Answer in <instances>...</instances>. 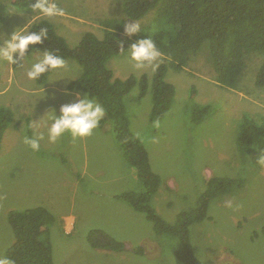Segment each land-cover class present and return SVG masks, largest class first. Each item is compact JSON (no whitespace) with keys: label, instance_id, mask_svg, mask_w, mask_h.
<instances>
[{"label":"rangeland","instance_id":"rangeland-1","mask_svg":"<svg viewBox=\"0 0 264 264\" xmlns=\"http://www.w3.org/2000/svg\"><path fill=\"white\" fill-rule=\"evenodd\" d=\"M0 1L7 6V14L0 21L4 38L31 17V22L41 18L28 10L8 14L18 8L11 0ZM57 3L65 14L45 19L54 23L69 46L85 32L103 37L105 29L98 20L105 17H123L128 23L136 21L140 25L151 18V13L141 19L128 18L117 0ZM207 54L202 49L182 70H166L164 78L174 86L173 101L156 121L149 120L150 84L142 96L137 85L132 87L123 98L130 129L142 141L151 168L160 177L151 204L168 222L195 205L210 177L242 179L239 188L210 200L207 218L190 225L195 258L204 264H264V165L258 164L253 155L242 156L235 143L244 115L256 121L264 119V85L254 84L260 57L250 58L236 88L225 89L216 83ZM36 57V51H30L15 69L0 60V107L13 111L0 142V254L4 255L14 241L8 211L42 205L54 215L48 233L55 264L190 263V251L178 257L177 238L155 233L143 213L115 198L123 191H143L144 186L123 160L108 123L85 138L73 139L67 133L55 143L45 138L39 152L23 143L24 135L32 134L27 129L32 114L38 119L48 108L58 109L77 93L83 94L66 92V84L82 71L71 59H65V68L51 72L43 85L29 80L26 72ZM108 66L120 79L130 74L150 78L153 73L150 66L134 68L127 53L112 57ZM204 105L209 110L195 121L196 109ZM39 130L46 131L44 127ZM92 228L122 241L126 249L114 252L92 248L86 241ZM137 247L143 248L141 254L132 250Z\"/></svg>","mask_w":264,"mask_h":264},{"label":"trees","instance_id":"trees-1","mask_svg":"<svg viewBox=\"0 0 264 264\" xmlns=\"http://www.w3.org/2000/svg\"><path fill=\"white\" fill-rule=\"evenodd\" d=\"M117 1L120 2L124 15L130 19H141L151 13L150 22L141 25L143 32L126 37L123 28L128 22L123 17H105L99 21L105 29L103 37L85 32L75 45L69 46L57 32L55 25L45 17L32 21L29 28L38 31L41 27H47L49 40H44L43 45L36 47L49 46L64 59L76 61L81 66V73L66 84V89L83 93L87 91L105 107L106 114L99 126L105 123L110 125L123 160L135 171L137 180L144 186L143 191H123L117 193L115 198L143 213L151 222L155 233L177 238L180 242L178 257L183 252L191 253L190 263L186 264H204L193 254L189 227L208 217L207 208L212 198L239 188L242 179L210 177L205 190L198 195L192 208L180 211L172 222L164 220L151 204V197L159 187L160 177L151 168L147 149L130 129L123 98L135 85L139 87L138 95H144L150 84L152 106L149 120H158L173 101L174 86L165 80L166 70H182L202 49L208 53L216 83L225 89L236 88L250 58L259 56L260 64L255 71L254 84L263 86L264 0ZM11 2L14 7L23 10L29 0ZM6 14L7 6L0 1V21ZM144 35L151 36L163 53L159 67L150 78L146 74H130L124 79L114 77L108 61L126 53L121 51L118 41L124 40L126 48ZM30 51L36 49L30 46ZM12 67L15 69L18 64H13ZM50 73H46L40 81H34L35 84L43 85ZM196 110L193 116L195 121L209 110V106L204 105ZM12 118L13 111L10 108L0 107V142ZM235 143L242 156L258 157L256 146H264V119L261 122L244 115ZM7 220L14 234V241L6 248L4 255L11 257L15 264H55L48 233L54 215L49 209L37 205L10 210ZM261 232L264 236V225ZM86 241L94 249L114 252L126 249V244L99 228L88 230ZM132 250L141 254L143 248Z\"/></svg>","mask_w":264,"mask_h":264},{"label":"clouds","instance_id":"clouds-1","mask_svg":"<svg viewBox=\"0 0 264 264\" xmlns=\"http://www.w3.org/2000/svg\"><path fill=\"white\" fill-rule=\"evenodd\" d=\"M25 10H31L32 13L42 17H56L65 14L57 0H29L23 10L12 9L8 14H23ZM32 19L33 17L28 19L23 26L15 27L7 38L0 34V60L10 64H19L32 46L36 49L37 57L31 63L26 75L31 81H40L46 73L65 68L66 61L49 46L36 47L43 45L44 40H49V32L47 27H41L38 31L30 30L29 24ZM140 32L143 30L138 22L133 21L124 24V36L132 37ZM118 42L121 51L126 52L133 62L134 68L141 69L150 66L155 71L159 67L163 53L151 36L144 35L126 48L124 47V40ZM66 92L70 93L71 91L66 89ZM105 114V107L97 102L91 93L87 91L83 94L77 93L75 98L61 104L58 109L55 107L48 108L38 119H33L32 114V119L27 124V129H30L32 134H25L23 143L32 151L39 152L41 141L45 138L49 143H55L66 133L70 134L73 139L91 136L93 131L99 127ZM155 126H159L158 122ZM41 127H44L46 131H40ZM256 148L258 149L256 162L264 165V146L257 145ZM228 204L231 206V202ZM0 264H15V261L9 256L0 254Z\"/></svg>","mask_w":264,"mask_h":264},{"label":"crops","instance_id":"crops-1","mask_svg":"<svg viewBox=\"0 0 264 264\" xmlns=\"http://www.w3.org/2000/svg\"><path fill=\"white\" fill-rule=\"evenodd\" d=\"M41 17H42V16H41ZM48 18L52 19L51 17H48ZM52 20H53V19H52ZM99 21H100V20H98V23H100ZM53 24H54V23H53ZM57 32H58V31H57ZM58 33H59V32H58ZM59 34L62 35V33H59ZM68 226H69V224L67 225V229L70 230V226H69V227H68Z\"/></svg>","mask_w":264,"mask_h":264},{"label":"water","instance_id":"water-1","mask_svg":"<svg viewBox=\"0 0 264 264\" xmlns=\"http://www.w3.org/2000/svg\"><path fill=\"white\" fill-rule=\"evenodd\" d=\"M207 171V170H206Z\"/></svg>","mask_w":264,"mask_h":264}]
</instances>
